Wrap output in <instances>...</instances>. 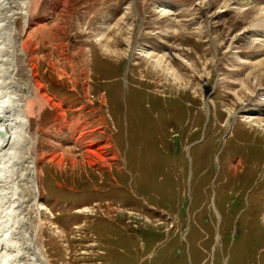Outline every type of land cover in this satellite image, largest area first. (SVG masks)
Masks as SVG:
<instances>
[{"label": "rangeland", "instance_id": "374dc122", "mask_svg": "<svg viewBox=\"0 0 264 264\" xmlns=\"http://www.w3.org/2000/svg\"><path fill=\"white\" fill-rule=\"evenodd\" d=\"M258 1L79 0L69 36L60 11L21 20L37 44L26 60L2 40L0 97L24 103L31 126L18 161L0 160V190L15 171L27 187L17 170L34 164L42 197L22 223L45 264H264ZM120 21L125 54L109 56L98 39ZM140 46L186 85L151 74Z\"/></svg>", "mask_w": 264, "mask_h": 264}, {"label": "bare ground", "instance_id": "6f19581e", "mask_svg": "<svg viewBox=\"0 0 264 264\" xmlns=\"http://www.w3.org/2000/svg\"><path fill=\"white\" fill-rule=\"evenodd\" d=\"M7 1L10 0H0V9L4 12V17L0 19V45L3 44V46H0V49L5 47L6 45V43H4L2 40H7L13 43H19V45H15V48L11 52H7L10 53L11 60H15L14 52L17 57H20V59L26 60L28 58V52H30V48L33 51L36 49L37 44L35 39L30 35V31L27 35L24 33H21L24 36L20 35L19 23H21V20L25 21L28 29H30L31 26L37 27L38 25H40L41 22L45 21V17L48 14L49 10L54 9L55 11H60L59 13L62 16L59 24L56 23L57 25H55L54 28L60 30L63 35L66 34L68 36L73 30L72 27H74V13L76 12L74 8L78 5L79 0H25L22 3L18 2L17 0H14L17 1L12 2L14 6H12L11 3ZM217 2L218 1H216V3ZM258 4L264 5V0H259ZM173 8H175V6L168 7L167 9L172 10ZM255 12H258L261 15L262 13H264L260 9L256 10ZM49 14L51 15V13ZM36 17H39V22L37 23H35ZM123 19H125V17ZM122 22L123 21L118 22L115 27L111 28V30H106L108 33H103V35L100 36L98 39L100 45H104V50L107 51V55L109 56L118 57L119 55L123 56L125 54L124 52H121L122 54H118L119 50H117L115 47L116 42L120 44L124 40L122 38V34H124V29L123 31L122 29H120ZM172 27L178 28L179 26L174 24ZM36 31L40 32L42 30L37 28ZM115 32L117 36H112V34ZM43 35L44 37L46 36V34ZM138 49V55H144L146 58H149V61L151 62L149 63L153 69L151 71V74L153 73L157 77V79H163L175 86L181 84L186 85V80L178 76V74L172 69L170 65V60L167 58V56L159 57L158 55L157 57L154 54L152 55V53L150 54V51L148 53V51L141 46ZM110 51L112 52L109 53ZM81 52L83 54H86V50L82 49ZM249 85L251 86V84ZM245 89L246 87L244 88V90ZM6 106L13 108V114L9 116V119L3 118V116L1 115V110L4 109V107ZM245 109L246 114H251L252 111L249 108ZM4 112L6 114L5 117H7V111ZM28 118L30 119L27 114V108L25 107L24 103L21 104L18 101H14L11 97L7 99H2L0 97V134L2 132L4 133L3 137H1L0 135V160L3 156L11 157L14 160L17 159L15 156L17 154L18 143L20 141V137L24 135L22 129L25 126H31V122H29ZM250 124L252 125V123ZM256 125L257 129L262 130L263 126L261 125V122H256ZM28 133L29 132L27 131L26 134ZM33 166L34 164L30 161L28 162V167H30V169H24L22 164V166L17 170L18 173H22L21 175L25 177L27 187L24 185L20 188L19 181H15L14 179L16 171H10L11 175H9L8 177L9 183L5 185V187H2V189L0 190V194L3 195L0 196V264H45L43 262L44 259L42 257L44 256L41 254V250L36 247V240L34 238L35 236L33 237L32 234L28 232L26 228L27 225L25 226V223H22V221L27 220L25 214L28 213L29 215H31L29 213L31 207L39 206V199L42 197V192L40 188L41 185L38 181L39 175H37L35 166ZM3 171L4 165H2L1 168V175ZM34 180H36V182ZM114 211L118 212L120 210L114 209ZM32 251L33 255L30 254ZM40 255H42V257Z\"/></svg>", "mask_w": 264, "mask_h": 264}, {"label": "water", "instance_id": "95a60500", "mask_svg": "<svg viewBox=\"0 0 264 264\" xmlns=\"http://www.w3.org/2000/svg\"><path fill=\"white\" fill-rule=\"evenodd\" d=\"M0 135H1V137H3L4 136V133L2 132Z\"/></svg>", "mask_w": 264, "mask_h": 264}]
</instances>
